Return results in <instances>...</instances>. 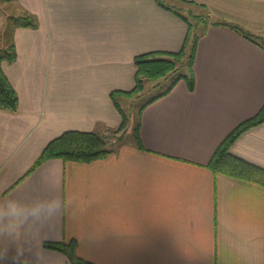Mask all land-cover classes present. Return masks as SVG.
I'll list each match as a JSON object with an SVG mask.
<instances>
[{
    "label": "crops",
    "instance_id": "1",
    "mask_svg": "<svg viewBox=\"0 0 264 264\" xmlns=\"http://www.w3.org/2000/svg\"><path fill=\"white\" fill-rule=\"evenodd\" d=\"M159 1L11 0L8 16L26 10L38 26L11 29L16 59L2 62L19 104L0 108V203L43 211L32 202L57 197L62 208L35 236L0 238V264H73L44 246L72 239L95 264H264V184L209 166L264 108V0L187 1L258 40L230 25L203 28L194 87L181 79L144 106L142 146L133 135L103 158H52L29 172L65 131L116 133L123 116L112 92L134 89L137 55L182 50L189 20ZM230 152L264 168V121Z\"/></svg>",
    "mask_w": 264,
    "mask_h": 264
},
{
    "label": "trees",
    "instance_id": "2",
    "mask_svg": "<svg viewBox=\"0 0 264 264\" xmlns=\"http://www.w3.org/2000/svg\"><path fill=\"white\" fill-rule=\"evenodd\" d=\"M187 2L188 0H182ZM159 4L165 6L162 1ZM10 34L11 29L16 26L37 27L38 20L33 13L24 11L19 16H10L9 18ZM213 24L230 25L236 31L243 34L245 37L253 40L258 38L249 31L241 28L239 25H233L227 22L215 21ZM189 33L187 35L184 47L179 52H152L137 55L135 63L137 65L136 85L131 91L116 90L112 92V98L116 100V105L120 109L123 116L122 126L127 121V116L117 102L118 95H132L143 90L144 80H158L160 78H170L169 84L159 94L155 95L148 102L142 105L141 111L148 103L159 98L165 93L172 90L175 84L185 79L188 86L192 89L195 85V76L193 71L197 44L201 37L195 32L189 22ZM16 59L15 43L11 40L9 49L0 50V108L7 109L13 112L18 110L19 97L18 93L11 84L8 76L2 68L4 60L14 61ZM181 65V66H179ZM180 67H187V72H180ZM182 70V68H181ZM179 72V73H178ZM264 121V108L260 113L252 118H249L238 125L221 143L216 150L209 166L215 173H224L244 180L264 184V168L254 165L244 159H241L230 152L233 142L247 129ZM118 128L120 130L122 128ZM116 131V129H115ZM139 129L136 130V139L138 140ZM138 143L142 146L140 140ZM109 141L106 136L93 131L68 130L63 132L58 137L51 140L44 148L40 157L37 159L29 172L43 162L52 158H61L64 161H83L88 162L103 158L112 152V148L108 147ZM44 246L51 249H56L64 252L73 264H95L77 254V242L75 239L70 241H46Z\"/></svg>",
    "mask_w": 264,
    "mask_h": 264
},
{
    "label": "rangeland",
    "instance_id": "3",
    "mask_svg": "<svg viewBox=\"0 0 264 264\" xmlns=\"http://www.w3.org/2000/svg\"><path fill=\"white\" fill-rule=\"evenodd\" d=\"M164 2L173 3L178 9L183 10L189 22L191 23L192 28L196 29L195 32L197 34H201L203 28L208 27L209 25L213 24V22H215V20L210 15H208L205 10L195 8L192 6V4L187 2L180 0H164ZM15 7L16 6L11 2V0H0V50H5L7 48L9 49L11 34L9 25L10 16L8 15L10 12L16 14L17 11L14 9ZM178 71L187 72L188 68L180 67ZM170 80V78L144 80V87L142 91L136 92L132 95H118L117 101L122 106L123 111L127 116V121L125 125H120V127L122 126L120 130H118L120 127L116 128V133L110 132L109 134L105 135L109 141L108 147L116 146V148H118V146H120L123 142H126L129 138H132L133 135L136 138V130L138 129L139 125L142 105L165 89Z\"/></svg>",
    "mask_w": 264,
    "mask_h": 264
},
{
    "label": "clouds",
    "instance_id": "4",
    "mask_svg": "<svg viewBox=\"0 0 264 264\" xmlns=\"http://www.w3.org/2000/svg\"><path fill=\"white\" fill-rule=\"evenodd\" d=\"M32 203L43 205L44 210L37 211L35 207L15 199L0 203V238L35 236L62 208V201L57 197L39 199Z\"/></svg>",
    "mask_w": 264,
    "mask_h": 264
}]
</instances>
